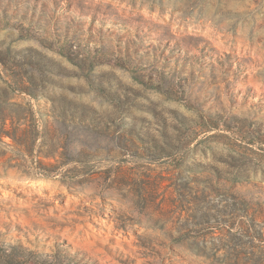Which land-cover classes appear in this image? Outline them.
<instances>
[{
    "label": "rangeland",
    "instance_id": "1",
    "mask_svg": "<svg viewBox=\"0 0 264 264\" xmlns=\"http://www.w3.org/2000/svg\"><path fill=\"white\" fill-rule=\"evenodd\" d=\"M0 264H264V0H0Z\"/></svg>",
    "mask_w": 264,
    "mask_h": 264
}]
</instances>
